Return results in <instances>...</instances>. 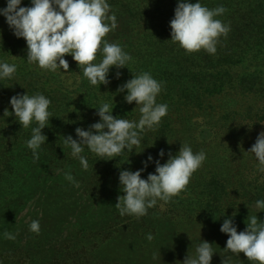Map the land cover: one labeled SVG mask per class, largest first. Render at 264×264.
<instances>
[{
  "label": "trees",
  "instance_id": "1",
  "mask_svg": "<svg viewBox=\"0 0 264 264\" xmlns=\"http://www.w3.org/2000/svg\"><path fill=\"white\" fill-rule=\"evenodd\" d=\"M108 3L118 26L105 39L119 43L133 60L126 65L128 69H119V79L115 78L117 70L111 69V83L100 87L84 78L82 67L71 56L64 57L68 72H50L28 63L25 41L16 38L0 17V59L17 65L12 79L0 80V191L5 204L0 214V264H153L149 255L159 242L165 249L172 246L168 240L171 222L175 225L180 218L193 215L227 218L264 199V172L258 171L254 156L246 153L264 131V0H200L210 9H227L217 18L231 30L219 39L214 55L203 50L188 54L170 41L169 22L176 0ZM5 6V0H0V8ZM21 6H30L29 0H23ZM142 72L162 82L157 103H166L168 114L154 130L142 133L139 148L113 160L105 161L109 158L85 148L82 155L89 167L83 170L63 138L72 135L75 139L77 127L87 129L96 123L101 102L113 101L114 117L138 120L135 103L124 102L126 93L113 94L132 75ZM25 92L43 94L51 101L49 124L43 130L47 141L38 160L25 144L31 128H23L14 116L4 114L5 109L11 112L9 99ZM190 139L202 147L223 148L221 156L236 161L226 166L227 173L221 169L220 156L221 167L205 162L193 173L185 192L172 198L175 206L158 201L143 217L120 216L114 208L123 194L119 171L139 170L148 156L157 159L159 151H150L152 148L161 146L171 153ZM215 153L210 161L220 152ZM160 162H166L165 157ZM207 166L213 170L207 171ZM154 169V163L150 164L142 178ZM66 171L79 187L65 180ZM28 205L35 213L23 231V220L17 221V217ZM63 209L69 211V218L53 233V239L43 240V234L51 235V217ZM14 210L17 213L12 218ZM32 220L40 222L38 234L29 230ZM173 231L171 241L175 243ZM4 232L16 238L5 239ZM148 234L154 237L152 241L146 239ZM42 251L49 255L43 257Z\"/></svg>",
  "mask_w": 264,
  "mask_h": 264
},
{
  "label": "clouds",
  "instance_id": "2",
  "mask_svg": "<svg viewBox=\"0 0 264 264\" xmlns=\"http://www.w3.org/2000/svg\"><path fill=\"white\" fill-rule=\"evenodd\" d=\"M22 3L23 0H5L6 6L0 8V17L4 18L16 38L25 41L28 63L50 72H68L69 63L64 57L71 56L77 66L82 67L84 78L92 86L100 87L111 83L108 78L111 69L117 70L115 78L119 79V69L127 68L126 65L133 60L119 43L105 39L118 26L108 0H29L30 6H21ZM226 11L223 6L210 9L202 5L200 0L195 3L191 0H176L174 16L169 22L170 41L188 54L203 50L214 55L219 39L226 37L231 30L228 24L217 18ZM16 72L15 63L0 59V80L12 79ZM162 88V82L149 72L132 75L113 95L126 93L124 102L129 105L135 103L134 109L138 107L140 114L138 120L114 117L113 101L112 104L101 102L96 108L99 118L96 123L87 129L77 127L75 139L72 135L63 138L70 155L78 160L83 170L89 167L87 157L82 155L85 148L98 157L109 158L105 160L108 161L141 146L142 133L154 130L168 114V105L157 103ZM50 104V99L43 94L28 95L25 92L12 96L9 99L11 112L7 109L4 111V114L7 112L14 116L23 128H31V136L25 144L32 151L34 160L39 159V150L47 141L43 130L49 124ZM246 153L254 156L258 171L264 172V131L258 133ZM167 155L166 162L161 164L160 161L165 157L161 149L157 159L148 156L141 162L139 170L119 171L118 183L123 194L117 197L114 208L120 216L140 218L147 215L148 209L155 207L158 201H170L185 190L193 173L206 160L203 150L194 152L188 144L180 147L175 155ZM153 163L154 172L149 173L146 179L142 178V174ZM64 178L79 187L70 171L64 172ZM254 207L258 211L248 215L243 231H237L234 215L223 220L219 231L227 235L228 239L222 251L225 257L221 264H232L230 254L238 257L240 253H243L249 264H264V220L257 218V213L264 212V199L255 201ZM29 230L38 234L39 220H32ZM3 236L8 240L16 238L10 232H4ZM146 239L152 241L154 237L148 234ZM214 254L212 244L200 239L199 230V242L194 252L187 254L181 264H211Z\"/></svg>",
  "mask_w": 264,
  "mask_h": 264
},
{
  "label": "rangeland",
  "instance_id": "3",
  "mask_svg": "<svg viewBox=\"0 0 264 264\" xmlns=\"http://www.w3.org/2000/svg\"><path fill=\"white\" fill-rule=\"evenodd\" d=\"M192 143L193 141L191 139L184 143H181L178 147H175L176 150H174L171 153H177L180 147H182L185 144H188L192 147L194 152H199L203 150L206 153V160L203 162V164L206 162L212 166L216 165V166L221 167L217 162L220 156L221 160L224 162L221 168L223 169L224 173H227V170L229 168L226 166H231L230 163L232 161H236L235 159L232 161H229V160H226L224 156H221L223 148L214 149L212 146L202 147L203 145H201L199 141H195L193 145H191ZM161 149L162 148L160 146L159 148H156V147L152 148L150 149V151H155V150L160 151ZM215 150H217L220 153L213 159V161H210L209 159H211V156H214L216 154ZM167 154L168 152L165 153V160H167L168 158ZM235 164L240 165V162H237ZM208 170H213V169H210V167L207 166V171ZM199 176L201 178H204V174L202 173H200ZM181 192H185V190ZM3 200H4V194L2 191H0V214L3 211V207L5 205ZM168 205L169 207L175 206L174 202H172V199L169 201ZM74 209H77V208L74 207ZM71 211H73V208L72 210H70V212ZM257 211L258 210L254 207V204H253L245 212L234 215V223L237 227L238 232L243 231L246 228L248 215H253ZM33 212H34V207H30L28 205L25 208V210H23V212L19 213L20 215L17 217V221L23 220L22 221L23 224L21 227L23 231L26 230V226H27L26 224L29 222V219L31 218L30 215H32ZM16 213L17 211L14 210L12 214V218L16 217ZM68 216H69V211L64 210V209L62 211H58L57 213H55L51 217V220H50L51 223L49 224L50 230H52L51 235L48 232H46L48 233V235L43 234V236H46V237L42 239L45 241H49L53 239L54 237L53 233L55 234L56 230L60 229L59 227L63 226L62 222H65V220L69 218ZM257 218L258 220H264V212L257 213ZM224 219L225 218L199 219L193 215L191 217L184 216L180 218V220H178L176 222L177 224L175 225L171 222L170 224L171 227L169 228V232H168V235H169L168 240L172 246L169 247L168 249H165V246H163V244L160 245V242H159V246L156 245V247L154 248L155 252L149 255L150 257H152L153 264H181V262L184 260L187 254L191 255L194 252L195 246L199 242V230H200V239L202 241H207L210 244H212V247L215 251V254L212 257L211 264H221V260H223L225 257V253L222 251L225 248L226 241L228 239L227 235L222 234L219 231L220 226L223 223ZM90 226L91 225L88 223L87 225L88 230L91 229ZM173 229H174L173 231L174 235L176 232L177 237L179 238L178 239L175 235V243L171 241V231ZM161 239H163V237H161ZM154 254H155V258H154ZM48 255H49V251H42L43 257H47ZM230 255H232V264H249V262L247 261V258L244 257L243 253H240L238 257L235 254H230Z\"/></svg>",
  "mask_w": 264,
  "mask_h": 264
}]
</instances>
